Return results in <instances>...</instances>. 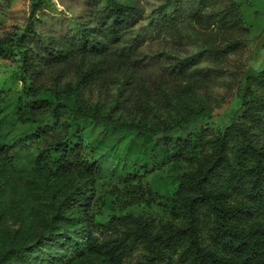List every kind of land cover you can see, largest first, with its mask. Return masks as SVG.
Here are the masks:
<instances>
[{
	"label": "trees",
	"instance_id": "trees-1",
	"mask_svg": "<svg viewBox=\"0 0 264 264\" xmlns=\"http://www.w3.org/2000/svg\"><path fill=\"white\" fill-rule=\"evenodd\" d=\"M32 1L39 7L41 0ZM181 1L190 2L192 18L207 14L219 24L222 44L180 55L176 20L185 11L167 14L161 6L155 29L169 38L148 54L135 32L137 8L119 0H95L96 22L73 35L43 39L31 28L28 39L0 40L1 53L14 49L20 57L26 102L17 123L34 130L30 140L64 115L69 127L20 171V134L0 122V264H164L172 255L181 264H264V69L236 90L240 106L223 130L168 136L211 117V88L246 33L232 7ZM233 31L238 37L226 38ZM79 121L134 134L124 154L131 179L167 169L171 219L158 227L133 214L97 221L99 165L84 158ZM8 217L19 220L16 231L4 227Z\"/></svg>",
	"mask_w": 264,
	"mask_h": 264
},
{
	"label": "rangeland",
	"instance_id": "rangeland-1",
	"mask_svg": "<svg viewBox=\"0 0 264 264\" xmlns=\"http://www.w3.org/2000/svg\"><path fill=\"white\" fill-rule=\"evenodd\" d=\"M119 1H128L137 8L141 19L135 32L143 38L142 48L148 54H155L165 47L163 40L169 38L165 30L158 32L155 29L161 6H166L167 14L176 9L185 11L176 20V27L184 36L176 47L180 55H191L207 42L223 43L219 24L210 20L207 14L199 15L200 21L192 18L189 1ZM216 6L232 7L235 14L241 17L242 26L246 29L242 45L225 63L227 73L224 78L211 88V117L197 121L183 130H175L168 134L170 137L184 138L191 131L202 128L206 133L216 129L223 130L231 112L240 106L236 90L243 87L247 76L264 69V0H217ZM100 7L101 3L96 5L95 0H41L37 8L33 6L32 0H0V40L10 42V39L15 40L21 35L28 39L31 28L43 39L73 35L80 25L96 22ZM237 33L233 31L226 38L235 39L238 37ZM20 66L16 50L0 52V122L14 123V131L20 134L23 147L16 170L22 171L35 166L40 151L50 142L64 138L69 127L67 116L64 115L52 131L41 139L30 140L34 130L29 124L17 123V110L26 102V86L21 80ZM148 68L152 70L154 66L151 64ZM44 124L51 125L53 121L47 120ZM79 126L84 139V158L96 161L99 165L91 210L97 221L106 223L113 215L133 214L146 218L152 226L158 227L165 220L171 219L172 193L166 192L163 187L166 184L167 169L149 168L147 172L140 171L135 179H131L130 170L124 166V154L134 134L122 129L105 128L92 122L79 121ZM4 227L16 231L19 220L8 217ZM164 264L181 263L172 255Z\"/></svg>",
	"mask_w": 264,
	"mask_h": 264
}]
</instances>
